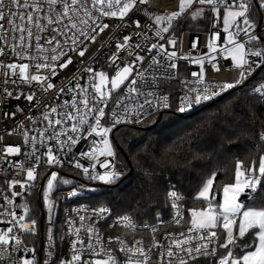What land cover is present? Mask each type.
<instances>
[{"label":"snow or ice","instance_id":"1","mask_svg":"<svg viewBox=\"0 0 264 264\" xmlns=\"http://www.w3.org/2000/svg\"><path fill=\"white\" fill-rule=\"evenodd\" d=\"M147 2L148 0H37L35 3H29L28 0H24L21 3V0H0V32L7 31L11 33L13 42H15L16 33L18 32L20 45L19 48H16L14 44L13 50L17 55L36 61L34 74L29 71V63L7 64V68L12 71L11 75L5 73L4 84L6 87L3 92L6 100L13 97V90L7 87L8 84H27L29 87L26 90H19L15 99L19 100L21 96H24L31 104L34 101V97H36V93L32 89L33 82L39 86L42 92L53 89L52 78L58 75L60 69L72 64L74 58H76L77 64L76 71L81 75L84 73L89 74L90 84L82 87L77 81L75 89H67L68 92L73 93L71 108L75 109V115L71 112L58 113L56 107L51 108V112L56 113L58 116L78 121V123L71 124V134L67 135V139H61L60 134L54 133L48 137L49 140L55 141L56 147L53 148L45 144L44 133H40L41 146L46 148L43 153L46 157L44 164L48 168L62 167L64 160L61 159V153L64 158H67L80 139L93 137L90 141L89 150L79 153L81 158L86 157L88 159V166H84L79 160H75L73 156L74 166L82 171L85 180L102 181L106 184L111 183L121 175L115 168L116 152L113 141L110 140V133H113L114 129L119 131L118 125L140 124L145 118H151L161 109L170 108L171 99H175L178 103L177 111L186 113L193 110L196 106H201L227 90L242 84L257 67L264 65V32L257 33L258 24L250 18L254 12L264 10V0H258V7L256 3H253V0H239V3H237V0H232L231 3H227V0H196V3L200 6H208L211 13L215 14H219V8L223 5V32L226 34L224 46L219 47L218 50L215 40L219 39V35L216 34L207 43L209 55L191 60L192 64L200 66L199 72H191V77L194 79L184 81L183 94L179 95L178 98H170L167 94L156 97L152 91H142L144 88L155 85V77L158 72L160 75H164L167 69L177 68V63L173 62L174 58L177 57V51L167 50L164 43L154 42L149 46L141 42L139 38L147 35L144 29H152L154 24L155 36L163 40L165 37L162 34L169 33L173 21L194 5V0H179L178 11H172L168 15H155L154 17L145 8L143 9L144 15L153 23H144L142 25L141 21L135 18V13L142 11L140 6L146 5ZM204 12V7H198L192 12V16L195 18L197 15L204 14ZM102 18H115L112 21L114 28L129 29L131 33L130 35H123L122 41L118 40L115 43L114 50H110L111 54L105 53V55H108L109 61L107 68L114 71V75L111 76L106 71H94L91 65L85 64L83 68L79 67V65L84 64V60L80 58L85 57L86 51L89 49L88 42L97 40V35L99 34L97 28L99 32H104L105 29L110 27V24L104 22ZM17 20H19V23H17ZM4 22L10 25L7 30ZM133 24L135 27H132ZM45 31L48 34L42 37L40 33ZM241 33L246 37L244 42H240L237 39ZM132 35H135L137 40L133 41ZM33 37L36 41L35 49L37 55L35 56H32L25 48V44L30 43ZM42 40H44V45L41 44ZM166 43L176 45L177 41L175 38L169 37ZM191 47L195 48L196 44L193 43ZM122 49H126L128 56L134 57V59L130 61L122 60L117 63L119 59L117 53ZM145 49H147V52L142 55L141 53ZM98 51V49L88 51V56L94 57ZM69 53L73 55H69ZM213 53L216 55H212ZM146 55L151 58L147 66H143ZM217 56H222L225 59L230 58L232 68L238 70V78H233L231 82L225 80L224 82L211 83L205 79L204 65L206 60L212 62L213 69H216L217 72L220 71L216 65ZM251 58L257 59L253 60ZM17 69L18 79H12V76L17 75ZM149 69L153 71L149 72ZM160 69H163L164 72H160ZM134 71L135 76L127 86V95L121 97V100L128 99L134 101V103L124 104L120 108L122 115H118L114 109L110 116H106L104 106L108 103L111 91L120 89L121 85H124L125 81L129 80ZM70 75L71 72L65 73L64 79H67ZM148 76L152 77L151 81L147 79ZM109 84L110 88H108ZM89 88L91 89L90 92L88 91ZM76 89L79 90V93L75 91ZM58 92L66 93L65 87L61 86ZM134 93L136 94L135 96L132 95ZM255 94H259V96H255ZM77 95H80L83 99V113H81L78 106ZM89 98L93 101L91 105L89 104ZM252 99L253 107L257 103L264 104V83L253 88ZM41 103L47 106L48 102L36 99L32 107ZM117 103L119 104L120 100ZM67 104L68 101H65V105ZM15 114V111H4L5 117L14 116ZM89 117H91V121L88 119ZM102 118H104L103 122ZM44 119L48 120V115H45ZM62 122V119L54 121L55 125H61ZM49 124H52L51 120H49ZM84 125H87L86 134L81 135L85 132ZM27 139L28 136L25 134V140ZM259 139L264 142V131L260 132ZM31 143L32 152L31 154L26 153V155H30V158L35 156V164L39 165L41 157L35 155L38 151L36 136L31 137ZM253 147L255 148V146ZM4 151L7 154H18L21 152V148L9 146ZM169 151L171 149H166L163 152L164 158H167ZM100 157L104 159L101 160ZM108 158H113L111 165ZM97 164H99L101 169H104L103 172L97 171ZM18 166L23 167V162H20ZM48 168H45L39 175L43 176L48 171ZM217 173L218 169L212 171L211 177L214 178ZM26 177V182L21 183L13 180L9 187L20 183V187L23 189L25 183H28L30 189L42 191L43 205L48 213V239L51 240V225L55 214V204L52 199L54 189L58 184L72 185L71 190L67 192V196L78 199V193L84 189L85 185L80 182L74 183L73 180L59 176L58 171L52 170L50 176L46 179V186L40 189L38 185L32 183L38 177L37 169L34 166L27 167ZM213 178L206 179L197 194L198 198L204 202L205 207L202 209H190L191 227L188 228V233H195V235L185 236L184 233H180L181 238L170 239L166 249L155 241H153V247L147 249L143 246H136L125 250L122 247L121 252L127 251V253H130L122 262L118 261L111 251H108L104 253L106 259L85 261L84 264H149L153 252H159L161 256L159 264H208V261L201 259V257L207 258L216 255L215 248L209 251V244L213 242V238H218L215 229L221 226L226 234V242L220 244V247L225 249L226 255H220L218 264H264V206H245L240 200L242 194L248 195L253 200L255 199L253 194L257 191L262 178H264V155L259 158L258 174L255 165L246 167L243 161L236 159L235 181L223 184L222 201H215L214 196L210 198V190L214 184ZM18 194L17 192L12 193L13 196ZM154 196L155 189L149 180L145 185L144 191L140 194V198L145 201H151ZM170 196L174 200L171 207L176 210L175 217H182L180 205L175 202V200L179 199L177 193L172 191ZM5 199L7 200V197ZM22 207L24 213L27 214L29 207L26 205H22ZM72 212L77 213L80 222L85 221L86 216L80 213L87 212L86 208H73ZM9 216L15 217V213L9 212ZM93 217L96 220L109 219L111 218V209L106 206H93L91 215L87 218L91 220ZM175 217L173 218L175 219ZM18 219L19 221H24L25 215H20ZM116 219L121 220L125 227L133 226L132 218L129 215L118 216ZM237 222L238 235H235L233 228L234 225H237ZM67 223L69 225L68 231L71 232V226L75 222L72 219H68ZM175 223L179 224L180 220L175 219ZM37 225L38 221L32 219L30 223H20L19 228L35 234L38 230ZM152 231L155 232L156 229L153 228ZM76 232L77 241H79V229ZM88 232L90 234L96 233L95 242L97 244L101 242L98 229L90 226ZM252 233H254V238L249 242L246 239V234L251 235ZM169 235L175 236L176 234L170 233ZM88 239L87 247L92 250L91 254L93 256L98 255L92 245L93 236L89 235ZM193 240L200 242L193 244ZM10 242L12 243L10 244ZM120 243L123 244V241ZM76 244L77 242H72L71 259L60 260L59 264H80L83 244L81 243V249H77ZM21 245L22 240L19 236L13 234L12 227H7L6 231H0V246H3V251H0V264H3L5 260L11 261V264H16L12 257V252L19 251ZM23 251L27 252L29 250L25 247ZM165 254L166 260L164 259ZM52 255L51 245H49L44 264H49ZM20 264H36L34 251L33 259L21 258Z\"/></svg>","mask_w":264,"mask_h":264},{"label":"built area","instance_id":"2","mask_svg":"<svg viewBox=\"0 0 264 264\" xmlns=\"http://www.w3.org/2000/svg\"><path fill=\"white\" fill-rule=\"evenodd\" d=\"M23 2L24 0H21V3ZM28 2L35 3L37 2V0H28ZM231 2L232 0H227V3ZM237 3H239V0H237ZM253 3H256L258 7V0H253ZM201 7L205 8L204 13L208 14L210 21L208 23V27L204 31L182 29L178 32H173L176 19L173 21L169 33L162 34L165 37V39L163 40L155 36L154 24L152 29H144L147 35L141 36L139 38L141 42L149 46L151 43L160 42L165 44V48L167 50L177 51V57L174 58L173 61L177 63V68H169L166 72H164L163 69H160L159 71L164 72V75H160L158 72L155 77V85L153 87L144 88L142 89V91H152L154 92L156 97L167 94L170 96V98H172V93L174 92L175 98H178L179 95L183 94L184 81L194 79L191 77V72H199L200 66L192 64L191 60L197 57H206L209 55L207 43L216 34L219 35V39L215 40V44L217 45L218 50L219 47L224 46V37L226 36V34L223 32V5H221L219 8V14L211 13L208 6ZM140 8L142 9V11L136 12L135 18L139 19L142 25L144 23L152 24L153 22L148 20V17L144 15L143 9L146 8L153 17L155 15H168L172 11H178L179 0H148L147 4L141 5ZM130 15L132 14L130 13ZM250 18L255 20L258 24V28L256 30L257 33L264 32V10L254 12ZM102 19L104 22L110 24L109 29H105L104 32H99V29L97 28V32L99 33L97 35V40L94 42H88V51H92L93 49H98L99 51L94 57H89L88 51H86L85 57L80 58L84 60V64L79 65V67L83 68L85 64H87L91 65L94 71H106L107 73L114 75V71L107 68V64L109 63V61L108 55H105V53L111 54L110 50H114L115 43L118 40L122 41L123 35H130L131 33L129 29L114 28L112 26V21H114L115 18ZM17 23H19V20H17ZM4 26L6 30L10 28V25H8L7 22H4ZM132 27H135V25L133 24ZM33 31L35 32L34 27ZM47 34V31L40 33L42 37L47 36ZM16 37L17 38L15 42H13L11 33L7 31L0 32V50H2L0 51V231H6L7 227H12L13 234L19 236L22 240L20 250L12 252V257L15 260L16 264H20L21 258L33 259V251L35 253L36 264H44L49 245H51V250L53 252L49 264H59L60 260H70L73 251L72 242H77V249H81V243L83 244V248L81 249L82 255L80 264H84L85 261H93L95 259H106L104 253L108 251H111V253L116 256L117 260L122 262L127 255H130V253H127V251L121 252L122 247L125 250L136 246H143L147 249L153 247V241H155L166 249L170 239L181 238L180 233H184L185 236L195 235V233H188V228L191 227V224L185 225V208L183 204V197L177 192V197H179V199L175 200V202L180 205L182 217H175L176 210L172 209L171 207V204L174 202V200L170 196V192H172L170 191L167 195L168 209L165 215L157 216L156 219L152 222H139L131 217L133 226L125 227L124 223L121 220L116 219V217L123 216L125 214H113L112 210L111 218L109 219L96 220L95 217H93L91 220H89L87 217L91 215V209L94 205L84 203L82 201L84 196L81 195H78V199L68 197L67 192L71 189L63 188V185L58 184L52 194V199L55 204V214L53 223L51 225L52 239H48V213L43 205L42 191L30 189L28 183H25V187L23 189H21L20 183L12 185V187H9V185L13 180L20 181L21 183L26 182V171L27 167L29 166H34L37 169V180L32 183L38 185L40 189H42L46 185V179L50 176L52 170L58 171L59 176L82 183V180H84L83 174L80 169L75 168L73 156L75 157V160H79L82 164H84V166H88V159L86 157L81 158L79 153L81 151L89 150L90 141L93 137L80 139L72 149V152L69 153L67 158H64L63 154L61 153V159L64 160V164L62 167L48 168V166L44 164V160L46 159V157L43 155V153L44 151H46V148L41 146L40 133H44L43 139L45 144L53 148L56 147L55 141L49 140L48 137L52 136L54 133L60 134L61 139H67V135L71 134V124L78 123V121L68 120L66 118H63L62 116H58L56 113L51 112V108L56 107L58 113L71 112L73 115H75V109L71 108L73 93L68 92L67 89H75V84L77 81H79V83L83 87L86 84H90V80L89 74L84 73L83 75H81L76 71L77 64L76 58H74L72 64L68 65L66 68L60 69L58 75L52 78L54 83L53 89L42 92L39 86H37L36 83L33 82L32 89L36 93V97H34V101L31 102V104L25 99L24 96H21L19 100L15 99V96L18 94L19 90H26L29 87V85L27 84H8L7 87L13 90V97L6 100L5 94L3 92V89L6 87V85L4 84L5 73L11 75L12 71L11 69L7 68V64L29 63V71L30 73L34 74V64L36 62L35 60L27 59L22 55L16 54V52L13 50V45L15 44V47L19 48L20 40L18 38V32L16 33ZM169 37L176 39V45H170L166 43V40ZM237 39L240 42H244L246 40V37L243 33H241L240 36L237 37ZM132 40H137V37L135 35H132ZM193 43L196 44L195 48L191 47ZM35 44L36 41L34 37L30 43L25 44V48L30 52L32 56L37 55ZM41 44L44 45V40L41 41ZM146 52L147 49H145L141 54L145 55ZM69 55L73 54L69 53ZM212 55L216 54L213 53ZM117 56L119 58L117 60V63H120L122 60L130 61L134 59V57L128 56L126 49L120 50L117 53ZM150 58V56L146 55L143 66H147ZM251 59L254 60L257 58ZM216 65L217 68L220 69L219 72H217L216 69L212 68L211 61H205V79L210 83L224 82L225 80H227V82H231L233 78H238V70L232 68L230 58L225 59L222 56H217ZM121 66H123V64H121ZM133 67L135 68V66ZM16 71L17 75L12 76V79H18V69ZM151 71L153 70L149 69V72ZM69 72H71V75L67 79H64V74ZM134 76L135 71L133 72V75L130 76V79L124 85H122L120 89L111 91L108 97L107 105H101L105 107L106 116H110L114 109L116 110L118 115H122V113L120 112V108L124 104L134 103V101H130L128 99L121 100V97L127 95V86ZM147 79L151 81L152 77L148 76ZM245 81H253V88L258 87L260 84L264 83V65H260V67H257L255 71L245 79ZM61 86L65 87L66 93L58 92V89ZM231 90L232 89L227 90L220 96L208 102H205L201 106H196L193 110H190L186 113H180L179 111H177L178 103L175 100V105L172 106L171 99L170 108L161 109L156 115L152 116L151 118H145L140 124L127 126L139 127L147 121L157 122L164 113L171 111H174V113H177L181 116L193 114L220 100ZM75 91L79 93L78 89H76ZM88 91L90 92L91 89L89 88ZM132 95L135 96L136 94L134 93ZM255 95L259 96V94ZM36 99H40L41 101L46 100L48 102L47 106L41 103L39 105H36L35 107H32V105L35 104ZM118 100H120L119 104L117 103ZM65 101H68L67 105H65ZM77 101L80 111L81 113H83V99L80 95H77ZM92 103L93 101L89 98V104L91 105ZM5 110H8L10 112L15 111L16 114L14 116L5 117ZM149 110L151 111V109ZM45 115H48V120L44 119ZM29 117H31V119H29ZM56 119H62V124L55 125L54 121ZM88 119L91 121V117H89ZM103 119L104 118H102V122ZM49 120L52 121L51 125L49 124ZM33 121H35V123H33ZM121 126L125 125L122 124L118 125L117 127ZM84 128L85 132L81 135L86 134L87 125H84ZM25 134H27L28 136L27 140H25ZM112 135L113 133H110V139H112ZM32 136H36V147L38 151L35 153V155L41 157V163L39 165L35 164V156H31L30 158V155H26V153L31 154L32 152ZM262 144L264 147V142H262ZM9 146L20 147L21 152L18 154H7L4 149ZM114 150L117 153L116 147ZM54 154L56 153L54 152ZM100 159L102 160L104 158L100 157ZM108 159L111 165L113 163V158ZM69 161L73 162L70 163ZM20 162H23V167L18 166ZM114 163L116 170L121 173L120 177L123 176L125 173V169L123 166L117 165V156ZM45 168H48V171L45 172L43 176L39 175L44 171ZM96 169L99 172L104 171V169H101L99 167V164L96 165ZM13 192H17L19 194L13 196ZM256 192L253 194L254 196ZM221 193V189L211 190L210 198L214 196L215 200L217 198L219 199L221 197ZM5 197H7V200L5 199ZM245 199L249 200L251 198H249V196L247 195ZM22 205H26L27 207H29V212L27 214L24 213ZM101 206L105 205L95 207ZM77 207H83L87 209V212L80 213L81 215L86 216V219L83 222L79 221V216L77 215V213L72 212V209ZM9 212L15 213V217L9 216ZM20 215H25L24 221H19L18 218ZM173 217H175V219H179L180 223L176 224ZM32 219H36L38 221V230L35 234L19 228L20 223H30ZM68 219H72L75 222L71 226V232L68 231ZM90 226L98 229L99 235L101 237V242L99 244L95 242L96 233L90 234L88 232V228ZM235 226L236 225H234V227ZM153 228L156 229L155 232L152 231ZM77 229H79V241H77ZM170 233H175L176 235L170 236ZM89 235L93 236L92 245L98 255L93 256L91 254L92 250L87 247L89 243ZM121 241H123V244L120 243ZM198 242L200 241L193 240V244ZM11 243L12 242H10V244ZM222 243L224 242L221 241L218 234V238H213V242L209 244V251H211L212 248H215L216 255L214 257L209 256L207 258L201 257V259H206L208 261V264H218L220 255H226L225 249L220 247V244ZM25 247L29 251L24 252L23 249ZM0 251H3V246H0ZM164 259H167L166 254ZM160 260L161 256L159 252H153L152 259L149 261V264H159ZM3 264H11V261L5 260Z\"/></svg>","mask_w":264,"mask_h":264},{"label":"trees","instance_id":"3","mask_svg":"<svg viewBox=\"0 0 264 264\" xmlns=\"http://www.w3.org/2000/svg\"><path fill=\"white\" fill-rule=\"evenodd\" d=\"M209 22L207 13L198 18L178 17L173 32L207 28ZM253 86V81H244L212 105L187 116L171 111L157 122L115 129L112 140L125 173L111 185L101 187V191L85 194L82 201L94 206L105 205L113 214L129 215L139 222H152L166 214L167 195L175 191L183 197L184 221L188 225L190 209L205 207L197 194L203 182L213 178L212 171L218 169L211 190H218L224 183L234 181L236 159L246 167L259 164L264 152L259 139L260 132L264 131V104L253 107ZM172 98H175L174 92ZM174 105L175 99H172ZM166 149L171 151L164 158ZM149 180L155 196L145 201L140 194ZM241 201L245 206H264V179L254 200ZM216 231L223 241V229L219 227ZM253 238L254 233L246 234L249 242Z\"/></svg>","mask_w":264,"mask_h":264},{"label":"rangeland","instance_id":"4","mask_svg":"<svg viewBox=\"0 0 264 264\" xmlns=\"http://www.w3.org/2000/svg\"><path fill=\"white\" fill-rule=\"evenodd\" d=\"M198 7H201L198 3H196V0H194V5H193V7L191 8V9H189V10H186V12L184 13V14H182L180 17H179V19L182 17V16H187V17H191V18H194L193 16H192V12H194L195 10H196V8H198ZM201 15V14H200ZM200 15H197L196 17L198 18ZM202 16H204V14H202ZM195 17V18H196ZM190 30H197V31H204V30H206V28H199V27H196V28H193V29H190ZM108 75L109 76H111V75H113V74H109L108 73ZM129 79H130V77H129ZM127 81H125V83H126ZM121 87H122V85H121ZM108 88H110V84L108 85ZM116 90H118V89H116ZM116 90H113V91H116ZM106 91H107V89H106ZM110 140H112V139H110ZM113 141V140H112ZM113 146H114V149H115V145H114V143H113ZM116 156H117V165L118 166H123V164H122V161H121V159H120V156H119V152H117L116 153ZM256 169H257V174H258V166L256 167ZM70 180H72V179H70ZM74 181V183L76 182L75 180H73ZM234 181H235V175H234ZM233 181V182H234ZM114 182V181H113ZM113 182H111V183H108V184H106V183H104V182H102V181H88V180H82V183L85 185V187H84V189L80 192V193H78V195H81V196H84L85 194H91V193H95V192H98V191H101L102 190V188L101 187H103V186H107V185H111ZM46 186V185H45ZM222 187H223V185L220 187V189H221V191H222ZM63 188H66V189H71L72 188V185H68V186H65V185H63ZM210 192H211V190H210ZM87 194V195H88ZM222 195H223V193H221V197H220V201H222ZM244 194H242V196H243ZM241 196V197H242ZM241 197H240V200H241ZM242 202V201H241ZM189 223V224H191V211L188 213V218H187V220H186V223Z\"/></svg>","mask_w":264,"mask_h":264},{"label":"crops","instance_id":"5","mask_svg":"<svg viewBox=\"0 0 264 264\" xmlns=\"http://www.w3.org/2000/svg\"><path fill=\"white\" fill-rule=\"evenodd\" d=\"M219 201H220V198H219ZM186 224H189L188 222ZM190 225V224H189ZM216 230V229H215ZM233 231H234V234L235 235H238V222H237V225L233 228ZM224 232V231H223ZM223 242L225 243L226 242V234L224 233V240ZM254 250V249H253Z\"/></svg>","mask_w":264,"mask_h":264},{"label":"water","instance_id":"6","mask_svg":"<svg viewBox=\"0 0 264 264\" xmlns=\"http://www.w3.org/2000/svg\"><path fill=\"white\" fill-rule=\"evenodd\" d=\"M246 196H247V195H246V194H244V195L241 197V200H242V199H245V198H246Z\"/></svg>","mask_w":264,"mask_h":264}]
</instances>
